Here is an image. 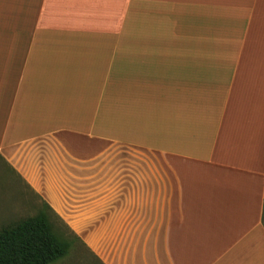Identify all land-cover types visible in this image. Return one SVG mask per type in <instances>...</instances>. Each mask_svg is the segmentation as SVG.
I'll return each mask as SVG.
<instances>
[{"label":"crops","instance_id":"obj_1","mask_svg":"<svg viewBox=\"0 0 264 264\" xmlns=\"http://www.w3.org/2000/svg\"><path fill=\"white\" fill-rule=\"evenodd\" d=\"M0 166L102 264H264V0H0Z\"/></svg>","mask_w":264,"mask_h":264},{"label":"trees","instance_id":"obj_2","mask_svg":"<svg viewBox=\"0 0 264 264\" xmlns=\"http://www.w3.org/2000/svg\"><path fill=\"white\" fill-rule=\"evenodd\" d=\"M42 202L32 217L0 229V264H52L64 257L70 243L59 237Z\"/></svg>","mask_w":264,"mask_h":264},{"label":"rangeland","instance_id":"obj_3","mask_svg":"<svg viewBox=\"0 0 264 264\" xmlns=\"http://www.w3.org/2000/svg\"><path fill=\"white\" fill-rule=\"evenodd\" d=\"M30 198L24 187L13 178L0 184V229L32 217L39 211L42 203L33 204ZM46 213L54 232L70 243L66 255L52 264H102L72 232L78 218H60L53 211Z\"/></svg>","mask_w":264,"mask_h":264}]
</instances>
